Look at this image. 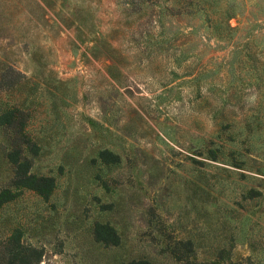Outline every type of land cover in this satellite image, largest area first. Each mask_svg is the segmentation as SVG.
<instances>
[{"label":"rangeland","instance_id":"rangeland-1","mask_svg":"<svg viewBox=\"0 0 264 264\" xmlns=\"http://www.w3.org/2000/svg\"><path fill=\"white\" fill-rule=\"evenodd\" d=\"M134 1L0 0V264H264V0Z\"/></svg>","mask_w":264,"mask_h":264},{"label":"trees","instance_id":"trees-1","mask_svg":"<svg viewBox=\"0 0 264 264\" xmlns=\"http://www.w3.org/2000/svg\"><path fill=\"white\" fill-rule=\"evenodd\" d=\"M38 1L41 2V4H44L45 7H47V9L49 10H53V5H54V2L53 0H33V4L32 5L33 7L30 8V10L28 11L30 16H34V19L37 20L38 23H43L44 21V18H43V13H42V10H38L40 9V6L41 4L38 3ZM135 1L134 0H130V4L131 5H134ZM193 5V6H192ZM201 5L200 3H198V1H194V0H183V2L181 1L180 4H177L175 7L176 11H185L187 10L189 7H194V6H199ZM199 8H201L203 10V7L200 6ZM173 9V8H172ZM204 11V10H203ZM227 10H225V13H226ZM188 12V11H186ZM204 15H205V18H207V13L204 11ZM78 17L77 19H79V16H76ZM63 21V20H61ZM229 28V27H228ZM104 45V44H103ZM12 110L11 109H8L6 110L3 114H1L0 116H7L8 114H10ZM3 123V122H0V124ZM103 151L101 152V155H103ZM24 167H28L27 163H25ZM38 181H41V182H46V184L42 185V184H38ZM30 183V184H28ZM18 185H21V186H26V187H29L33 190H35L39 195L41 196H46L47 195V192H45L44 190L46 189H51V187L53 186V181L51 178H48V177H41V178H38V179H35L33 177V175L31 174H28L27 176H25L24 180L19 183ZM9 198H5L3 200H0V204L4 201H7ZM130 264H139V263H135V262H132Z\"/></svg>","mask_w":264,"mask_h":264}]
</instances>
